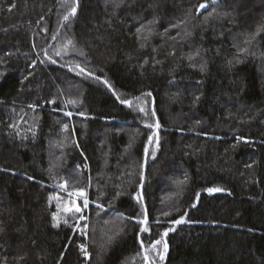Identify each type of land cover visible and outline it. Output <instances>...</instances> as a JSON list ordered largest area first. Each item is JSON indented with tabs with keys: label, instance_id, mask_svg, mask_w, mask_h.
Wrapping results in <instances>:
<instances>
[{
	"label": "trees",
	"instance_id": "16d2710c",
	"mask_svg": "<svg viewBox=\"0 0 264 264\" xmlns=\"http://www.w3.org/2000/svg\"><path fill=\"white\" fill-rule=\"evenodd\" d=\"M105 1L0 0V264H264V0Z\"/></svg>",
	"mask_w": 264,
	"mask_h": 264
},
{
	"label": "snow or ice",
	"instance_id": "6c2138e0",
	"mask_svg": "<svg viewBox=\"0 0 264 264\" xmlns=\"http://www.w3.org/2000/svg\"><path fill=\"white\" fill-rule=\"evenodd\" d=\"M122 2V0H121ZM211 3L215 4L217 3V0H210ZM119 6V5H117ZM14 7V6H13ZM207 7V4L206 3H201L199 4V6L195 9L197 13L200 12L201 9H205ZM11 10V9H10ZM76 12H77V7L76 6H73L71 9H70V12L68 15H65L64 16V20L67 21L69 20L70 16H75L76 15ZM139 31V30H138ZM254 39V37H253ZM70 43V42H69ZM248 43H251V40L248 41ZM141 47H143V45H141ZM239 51L241 52H247V49H240ZM60 53L58 52L57 55H59ZM54 62V61H53ZM79 67V66H77ZM85 70L83 68H80V72L83 73ZM91 75V74H90ZM98 79V78H97ZM105 83H107L105 81ZM147 95H151V93H147ZM121 103H124V104H127L128 106L131 107L132 105V102L131 101H128V100H122ZM141 112H146V109L141 107L139 109ZM66 115H71V113H66ZM152 115L155 116V111L152 112ZM146 127L148 128H154V129H158L160 127L159 125V122H157L155 125H152V124H147L145 125ZM67 126H65L66 128ZM156 139L157 141V144L159 142V137L156 135V132L153 131V135L152 136H149L148 137V142L149 144L152 143L153 139ZM151 155L153 158H155L156 156V149H153L151 153L148 152V148L147 146L145 147V156H149ZM250 167V165H249ZM29 179H31V177H29ZM179 184H183L184 181H180L178 182ZM56 187H58L61 191L63 192H66L67 193V197H68V200L66 203L63 204V213L65 214V216L69 217V218H72V217H75L77 214H79V218L78 220L76 221V228H78L81 232L82 235H87V233L84 231L85 229L88 228V225L85 224L83 225V227L81 228L80 227V221L86 219V217L82 214L83 210L86 209L89 205V200H88V197H87V193L86 191L83 189V188H79V189H73L72 191H69L68 188L69 186L67 184H59V185H56ZM207 191L209 193H212V192H219L221 191V189L219 188H209L207 189ZM138 196V200L139 202L142 203L143 201V197L138 193L137 194ZM78 201H82V204H79ZM193 207H195L196 205L193 204L192 205ZM97 207L101 209V211H105V209L103 208L102 205H99L97 204ZM57 208H58V211L61 209V204H57ZM165 216H168L170 215L169 212H164L163 213ZM187 215V214H185ZM53 219L55 220L56 219V214H53ZM160 221L157 220L156 223H159ZM186 222L184 217H181L180 219H177L175 221H173L174 224H181V223H184ZM64 223L67 225L69 223V220L68 219H65L64 220ZM138 223L141 224V232L142 233H146V232H149V227H148V217H147V212L145 210V214H144V219L143 220H138ZM59 226V221H57V223H55L53 225V227H58ZM76 230V229H74ZM122 231V229L118 230L115 235H119V232ZM168 235V232H164L161 234V239H158L154 242H152L149 247L152 248L154 251L156 250L157 246L160 245L162 242H163V251L161 252H157V255L159 257V260L162 262L164 261L165 259V254L168 252V245H167V242L166 241H163V237H166ZM113 236H109L108 237V242L111 243V241L113 240ZM81 251L84 252L85 256H87V251H86V247L84 245H81ZM141 248H144V243L143 241H141ZM145 261L146 262H149V258L147 256H145ZM149 264H156L155 260H152L149 262Z\"/></svg>",
	"mask_w": 264,
	"mask_h": 264
},
{
	"label": "water",
	"instance_id": "95a60500",
	"mask_svg": "<svg viewBox=\"0 0 264 264\" xmlns=\"http://www.w3.org/2000/svg\"><path fill=\"white\" fill-rule=\"evenodd\" d=\"M64 23V22H63ZM62 27H63V24H62ZM62 27L60 28L61 30L59 31L58 35L61 33V31L63 30ZM149 142H148V145H147V148L149 150ZM146 161H147V157L144 155V164H143V178H142V184L140 185V191L142 189V185H143V182H144V178H145V170H146Z\"/></svg>",
	"mask_w": 264,
	"mask_h": 264
},
{
	"label": "built area",
	"instance_id": "2783aa9c",
	"mask_svg": "<svg viewBox=\"0 0 264 264\" xmlns=\"http://www.w3.org/2000/svg\"><path fill=\"white\" fill-rule=\"evenodd\" d=\"M81 246V245H80ZM79 246V247H80ZM80 250H81V247H80ZM83 255H84V257L86 258V259H88L89 258V254L87 253V256H85V254H84V252H83Z\"/></svg>",
	"mask_w": 264,
	"mask_h": 264
},
{
	"label": "rangeland",
	"instance_id": "374dc122",
	"mask_svg": "<svg viewBox=\"0 0 264 264\" xmlns=\"http://www.w3.org/2000/svg\"><path fill=\"white\" fill-rule=\"evenodd\" d=\"M105 2H107V0Z\"/></svg>",
	"mask_w": 264,
	"mask_h": 264
}]
</instances>
